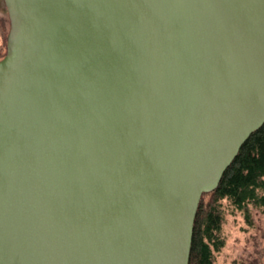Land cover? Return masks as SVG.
Listing matches in <instances>:
<instances>
[{
  "label": "water",
  "instance_id": "obj_1",
  "mask_svg": "<svg viewBox=\"0 0 264 264\" xmlns=\"http://www.w3.org/2000/svg\"><path fill=\"white\" fill-rule=\"evenodd\" d=\"M3 2L0 264H188L264 122V0Z\"/></svg>",
  "mask_w": 264,
  "mask_h": 264
},
{
  "label": "trees",
  "instance_id": "obj_2",
  "mask_svg": "<svg viewBox=\"0 0 264 264\" xmlns=\"http://www.w3.org/2000/svg\"><path fill=\"white\" fill-rule=\"evenodd\" d=\"M7 16L0 15V58L6 51ZM244 213L249 205L264 208V122L240 145L217 186L201 195L194 216L188 264H217L214 253L224 245L221 236L222 200ZM251 264H258L257 258Z\"/></svg>",
  "mask_w": 264,
  "mask_h": 264
},
{
  "label": "rangeland",
  "instance_id": "obj_3",
  "mask_svg": "<svg viewBox=\"0 0 264 264\" xmlns=\"http://www.w3.org/2000/svg\"><path fill=\"white\" fill-rule=\"evenodd\" d=\"M0 15L7 16L5 4L0 0ZM223 220L221 236L224 245L214 253L217 264H251L257 258L264 264V208L249 205L251 223L244 213L222 200Z\"/></svg>",
  "mask_w": 264,
  "mask_h": 264
}]
</instances>
